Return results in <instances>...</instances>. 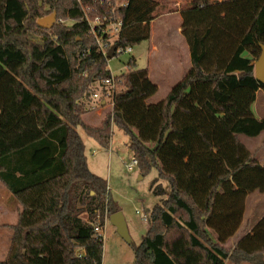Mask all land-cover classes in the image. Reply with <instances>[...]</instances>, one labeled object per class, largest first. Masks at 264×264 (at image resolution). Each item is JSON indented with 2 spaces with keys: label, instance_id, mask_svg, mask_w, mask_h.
<instances>
[{
  "label": "trees",
  "instance_id": "obj_1",
  "mask_svg": "<svg viewBox=\"0 0 264 264\" xmlns=\"http://www.w3.org/2000/svg\"><path fill=\"white\" fill-rule=\"evenodd\" d=\"M53 12L71 23L38 25ZM165 12L155 0H0V182L21 206L0 263L102 264L104 238L94 228L112 213L111 199L107 180L88 166L79 127L108 148L118 126L141 176L157 170L150 190L161 197L146 211L135 264H264V215L227 247L248 195L264 192V163L241 139L264 131L253 109L264 90L255 75L264 0L182 8L192 67L148 103L158 91L148 69H134L131 57L129 70L113 75L88 18L121 19L114 43L133 47ZM111 78L112 111L99 126L86 124L84 114L108 103Z\"/></svg>",
  "mask_w": 264,
  "mask_h": 264
},
{
  "label": "rangeland",
  "instance_id": "obj_2",
  "mask_svg": "<svg viewBox=\"0 0 264 264\" xmlns=\"http://www.w3.org/2000/svg\"><path fill=\"white\" fill-rule=\"evenodd\" d=\"M158 3L159 12L165 13L159 14L154 23L151 21L149 24L150 30L154 27L157 30L155 41L153 38L143 40L141 43L133 46L131 53H120L113 58L109 59V70L113 75H118L129 70L128 62L131 57L135 58V65L132 67L146 68L151 60L150 50L154 42L157 45L156 52L161 54L170 48L169 41L174 35L176 29L182 26L179 23L181 21V9L188 6L192 0H155ZM175 3H179L180 7L175 6ZM179 12L180 14H176ZM167 13V14H166ZM179 20V21H178ZM56 22L62 24L71 23L63 18L56 19ZM55 22V23H56ZM152 24V25H151ZM171 29L167 34L163 29ZM173 45L177 47L176 54L181 53L185 57V50L177 37L172 39ZM181 44V45H180ZM172 48V47H171ZM154 83H161L160 89L150 98L147 99L148 103H157L164 99L167 95L168 82L162 79L153 78ZM80 134L84 137L86 143V156L93 169L107 180L108 189L112 205V213L121 212L125 218L128 232L131 237V242H127L117 231L116 227L110 220V216L106 213L104 217V225L102 235L104 238V252L103 264H135L134 246L140 244L143 236L146 234L149 222L141 218L137 209H140L146 213L147 209L152 208L158 203L161 197L156 196L150 190L151 181L156 177L157 170L153 169L145 176H141L138 166L134 167L132 172H128L126 164L131 162L133 154L129 151L130 137L118 126H113L112 144L110 145L111 151L104 149L102 146L96 145L95 139L87 137L84 130L79 127ZM253 141L261 139H253ZM257 138V137H256ZM90 141V142H88ZM93 142V143H91ZM249 141H246L248 143ZM245 143V142H244ZM165 187L168 189V183L164 182ZM6 188L0 182V193H3ZM4 195H0V223H16L17 213L14 214L10 211H5L3 208ZM7 200V199H6ZM261 202L260 210L256 213L254 220H257L260 215L264 213V199L262 197L250 198L247 203L246 218L252 214L255 205ZM10 203V202H9ZM13 203V202H12ZM17 203L16 200L14 204ZM11 209V208H9ZM4 211V212H3ZM13 211V210H11ZM87 218V217H85ZM101 217L98 221L101 222ZM12 229L0 224V259L3 258L11 245ZM115 238H118L117 242Z\"/></svg>",
  "mask_w": 264,
  "mask_h": 264
},
{
  "label": "crops",
  "instance_id": "obj_3",
  "mask_svg": "<svg viewBox=\"0 0 264 264\" xmlns=\"http://www.w3.org/2000/svg\"><path fill=\"white\" fill-rule=\"evenodd\" d=\"M175 6L180 7V4L175 3ZM176 14H180V13L177 12ZM152 22L154 23V20ZM181 22H182V16H181V21H179L180 25H181ZM161 27H163V26H161ZM163 29H164V27H163ZM164 30L168 34L171 29H169V30L164 29ZM156 34H157V30H155V28L153 27L151 29L150 38H153L154 41L156 38L155 37ZM175 36L177 37L178 41H180L181 44L183 45V49L185 50V57H183L181 53L177 52V54H176L177 58H175L174 52L177 51V47L175 45H173V43H172V39ZM169 44H170V48L167 51H165L164 53L159 54L156 52L157 45L154 42L152 49L150 50L152 58L149 61L148 67H146L149 71V77L153 82H155L153 78L162 79L163 81L168 82L167 95L170 92V90L172 89V87L179 80H181L182 77L184 76V74L192 67L190 47H189V44L187 42V39L182 34L181 26H180V28L175 30L174 35L171 37V39L169 41ZM160 84L161 83L158 80V83H157L158 90L160 89ZM112 109H113L112 103L108 102L106 105L95 108L94 110L84 114L83 120L88 125L95 126V127L99 126L103 122L104 118L112 111ZM253 109H254L255 115L258 118H264V90L263 89H260L257 91L256 101L253 105ZM87 137H88V135H87ZM246 137H248V136H246ZM82 138H83L84 143H85V139L83 136H82ZM241 139H242L243 143L245 142L244 144L246 145V147L249 150L256 152L259 161L263 164L264 163V131L259 136H257V138L256 137L253 138V139H261L259 141L258 140L253 141L252 138H243V135L241 136ZM246 141H249V142L246 143ZM88 142H90V141H88ZM91 143H93V142H91ZM111 144H112V137H111V141H110V145ZM96 145H98V147H101V145L97 141H96ZM110 145L108 148H105V147H103V148L106 150H109V152H110L111 151ZM85 146H86V143H85ZM87 162H88V166L91 169V171H93L96 174H99V173H97V171L95 169H93L92 165L89 163L88 160H87ZM1 194L4 195V197H5V200H3V207H4L3 209L5 211H10L13 214L16 212L17 213V220H18V211L21 209L20 204H18V203L14 204V201L12 199V193L7 188H4L3 193H0V195ZM260 196L262 197V199H264V192L254 191V192L250 193L246 199V206H247L248 200L250 198L256 199ZM259 205H261V202H259L258 204L255 205V208H254L252 214L249 215L247 218L245 216V214L247 212V207L245 208V213H244L242 224H241L240 228L238 229V231L235 233V235L229 239V241L227 243V247H229V248L233 247L234 244L236 243V241L240 237H242V235H243L242 231L244 229H246V227L252 228L255 225V223L264 215V213H263L262 215L259 216V218L257 220H254L256 213L260 210ZM9 208H11V209H9ZM11 210H13V211H11ZM0 224L5 226V227H8L7 225H14L16 223H8V222L4 223L3 222ZM117 239L118 238H115L116 242L118 241ZM8 252H9V249H8ZM8 252H7V254H8ZM103 253L106 254V251ZM7 254L3 258L0 259V262L6 258ZM102 264H103V262H102Z\"/></svg>",
  "mask_w": 264,
  "mask_h": 264
},
{
  "label": "built area",
  "instance_id": "obj_4",
  "mask_svg": "<svg viewBox=\"0 0 264 264\" xmlns=\"http://www.w3.org/2000/svg\"><path fill=\"white\" fill-rule=\"evenodd\" d=\"M79 2H82V0H78ZM89 23L91 26V32L97 36V43L99 46V49L102 53L105 55L107 54V51L109 50L110 46L114 44V39L117 37L120 28L122 26V21L121 19H112L108 23H106L105 18H101L99 15L95 16L94 18H88ZM102 33H109L110 37L109 38H104V35ZM133 50V47L131 46H126V47H118L116 53H131ZM106 83H111L112 85V90L111 92H107L106 96L108 99V102L112 103V95L115 91V85H114V79H107L105 81ZM94 97H98V93L94 94ZM138 161L136 158L133 157L132 161L126 164V168L128 172H132L134 170V167L137 166ZM137 213L141 216L142 219L148 220V216L146 213L141 211L140 209H137ZM103 223L98 221L95 225V232L102 236V231H103ZM2 264V263H0Z\"/></svg>",
  "mask_w": 264,
  "mask_h": 264
},
{
  "label": "water",
  "instance_id": "obj_5",
  "mask_svg": "<svg viewBox=\"0 0 264 264\" xmlns=\"http://www.w3.org/2000/svg\"><path fill=\"white\" fill-rule=\"evenodd\" d=\"M57 19V13L53 12L45 18L38 19V25L43 28H51ZM119 47L118 43H114L110 46L107 51L108 58H113L116 55L117 48ZM255 75L256 78L264 84V45H262V52L258 59L255 61ZM110 220L113 225L116 227L118 233L127 241L131 242V237L128 232L127 224L125 218L121 212H115L111 214Z\"/></svg>",
  "mask_w": 264,
  "mask_h": 264
}]
</instances>
